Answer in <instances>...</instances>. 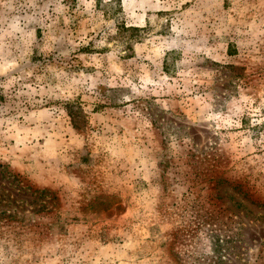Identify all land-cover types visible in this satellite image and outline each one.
Here are the masks:
<instances>
[{"label":"rangeland","instance_id":"374dc122","mask_svg":"<svg viewBox=\"0 0 264 264\" xmlns=\"http://www.w3.org/2000/svg\"><path fill=\"white\" fill-rule=\"evenodd\" d=\"M0 264H264V0H0Z\"/></svg>","mask_w":264,"mask_h":264}]
</instances>
